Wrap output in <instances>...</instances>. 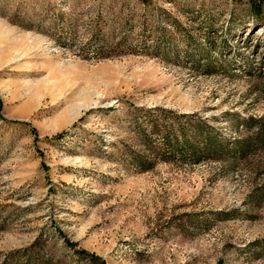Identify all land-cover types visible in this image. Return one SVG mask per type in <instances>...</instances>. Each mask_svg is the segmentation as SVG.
<instances>
[{
    "label": "rangeland",
    "instance_id": "rangeland-1",
    "mask_svg": "<svg viewBox=\"0 0 264 264\" xmlns=\"http://www.w3.org/2000/svg\"><path fill=\"white\" fill-rule=\"evenodd\" d=\"M156 107L226 150L264 121V0H0V264H264V153L138 171Z\"/></svg>",
    "mask_w": 264,
    "mask_h": 264
},
{
    "label": "trees",
    "instance_id": "trees-1",
    "mask_svg": "<svg viewBox=\"0 0 264 264\" xmlns=\"http://www.w3.org/2000/svg\"><path fill=\"white\" fill-rule=\"evenodd\" d=\"M141 4H149V0H138ZM172 19L171 16H165ZM145 20V19H144ZM172 22L175 21L171 20ZM178 25V24H175ZM125 26L115 30L110 36L98 30L93 35L97 43L92 53L93 57L104 58L138 51H146L145 46H138L129 39ZM166 27H162V30ZM130 41V43H129ZM145 49V50H144ZM142 110V108H141ZM141 115L144 118L137 126L140 140L146 145L147 154L132 150L130 146L126 149L123 157L128 165L138 171H147L159 161H175L180 163H192L199 159L206 160L208 157L218 159L226 151L234 152L235 156L247 158L253 153H264V121L249 117L243 121V126L250 130V134L240 138L234 143L231 150H226L225 142L214 133L213 129L201 118H196L191 113H177L170 109L148 108L143 109ZM171 120L172 123L168 122ZM146 122V123H145ZM36 131V130H34ZM61 136V134H60ZM256 196L264 199V182L258 187ZM77 244L72 243L75 247ZM78 253L89 255L93 262L106 264V261L95 253H89L80 249Z\"/></svg>",
    "mask_w": 264,
    "mask_h": 264
}]
</instances>
